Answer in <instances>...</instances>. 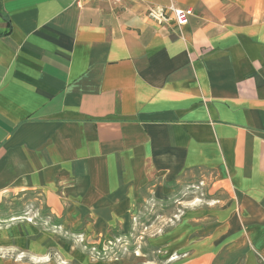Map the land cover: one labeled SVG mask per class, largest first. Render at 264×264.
Segmentation results:
<instances>
[{
  "label": "crops",
  "instance_id": "0c3cea01",
  "mask_svg": "<svg viewBox=\"0 0 264 264\" xmlns=\"http://www.w3.org/2000/svg\"><path fill=\"white\" fill-rule=\"evenodd\" d=\"M171 4L187 25L147 15ZM5 31L0 200L43 189L99 230L127 223L151 178L203 170L227 203L161 234L169 264H261L264 0H0Z\"/></svg>",
  "mask_w": 264,
  "mask_h": 264
},
{
  "label": "rangeland",
  "instance_id": "374dc122",
  "mask_svg": "<svg viewBox=\"0 0 264 264\" xmlns=\"http://www.w3.org/2000/svg\"><path fill=\"white\" fill-rule=\"evenodd\" d=\"M209 176L193 170L173 180L153 177L138 192L127 223L99 230L86 221L64 222L49 208L43 189L6 193L0 200V264H81L80 259L103 264L139 258L169 264L179 255H165L158 244L161 234L188 212L227 203L228 192L213 186ZM15 216L20 219L14 221Z\"/></svg>",
  "mask_w": 264,
  "mask_h": 264
},
{
  "label": "built area",
  "instance_id": "2783aa9c",
  "mask_svg": "<svg viewBox=\"0 0 264 264\" xmlns=\"http://www.w3.org/2000/svg\"><path fill=\"white\" fill-rule=\"evenodd\" d=\"M193 14V9L180 8L173 4L168 7L155 6L148 9L147 15L155 19L161 20H174L175 25L181 28L189 23L190 16ZM262 264H264V258L260 257Z\"/></svg>",
  "mask_w": 264,
  "mask_h": 264
},
{
  "label": "trees",
  "instance_id": "16d2710c",
  "mask_svg": "<svg viewBox=\"0 0 264 264\" xmlns=\"http://www.w3.org/2000/svg\"><path fill=\"white\" fill-rule=\"evenodd\" d=\"M7 20V19H6ZM9 33V31H5L4 33H0V36L1 35H5V34H8Z\"/></svg>",
  "mask_w": 264,
  "mask_h": 264
},
{
  "label": "bare ground",
  "instance_id": "6f19581e",
  "mask_svg": "<svg viewBox=\"0 0 264 264\" xmlns=\"http://www.w3.org/2000/svg\"><path fill=\"white\" fill-rule=\"evenodd\" d=\"M18 219H20V217H16V216H15V217L13 218L14 221H15V220H18Z\"/></svg>",
  "mask_w": 264,
  "mask_h": 264
}]
</instances>
